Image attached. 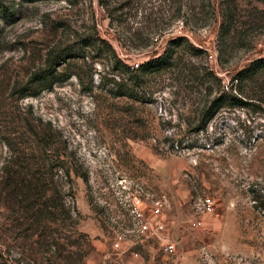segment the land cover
<instances>
[{
    "label": "rangeland",
    "instance_id": "rangeland-1",
    "mask_svg": "<svg viewBox=\"0 0 264 264\" xmlns=\"http://www.w3.org/2000/svg\"><path fill=\"white\" fill-rule=\"evenodd\" d=\"M142 1L146 12L128 14L134 28L158 9L168 21L181 0ZM181 2L186 17L134 48L120 42L99 0H0V264H264V117L227 109L198 130L217 94L207 92L204 67L228 84L264 58V0ZM194 6L198 19L187 14ZM222 7L234 46L221 65ZM94 31L131 66L178 36L205 53L180 47L178 64L154 76L139 101L110 92L119 80L110 57L80 39ZM67 47L74 53L50 68L52 54ZM35 178L48 181L49 207L15 210L13 182ZM136 196L162 231L138 232ZM205 196L213 199L208 213ZM119 233L124 244L115 248ZM169 241L174 252L164 249Z\"/></svg>",
    "mask_w": 264,
    "mask_h": 264
},
{
    "label": "trees",
    "instance_id": "trees-1",
    "mask_svg": "<svg viewBox=\"0 0 264 264\" xmlns=\"http://www.w3.org/2000/svg\"><path fill=\"white\" fill-rule=\"evenodd\" d=\"M181 1L173 9L172 14L169 15L168 21L164 20L165 12L158 9L157 12L151 11L149 13L150 16H146L145 19L140 21L141 26L136 28H134V25H131L128 14L134 12L133 16H138V12H146L147 7L142 0H99V3L105 9L109 17L110 26L115 28L118 39L124 46L146 48L154 41H157L168 28L173 26L175 20L180 17H186L182 14L185 4ZM222 5H224V1ZM187 10L189 11V13L187 11V14H191L194 18L196 13L195 6L193 8L187 7ZM153 14H157V17L154 18L155 15L152 17ZM222 15L223 20L217 43L218 60L221 65L229 61L234 46L229 40L231 32L230 16L223 7ZM190 18L188 17L186 20L187 24ZM186 23L184 24L186 25ZM123 30L130 33L129 36H126V39L121 34ZM82 37L80 39L85 47L98 50L110 57L114 69L117 71L115 73L119 76V80L115 78L111 79L112 88L110 92L115 96H126L139 101L146 99V89L154 76L160 75L163 71H168L178 64L179 56L177 52L180 47H187L188 52L195 55L205 53V50L191 44L185 36H178L169 40L163 54L142 62L137 66H131L116 53L112 44L101 37L97 31ZM67 48L70 49V47ZM69 49H64L55 55L52 54L49 60L50 68L62 65L66 60V55L74 53L72 49ZM53 73V71L49 70L42 79L52 77ZM198 75L200 76L201 74L198 73ZM58 79L59 77H56L57 81ZM202 79L203 81L205 80L204 85H207L208 94L211 95L215 90L217 94L202 108L198 130L206 129L209 122L219 112L227 109H251L264 117V58H257L239 70L230 79L228 84L222 83L221 79L217 78L215 73L208 70L207 67H204ZM211 87H214V89ZM68 173L70 174V170H68ZM84 179L86 181L87 177L84 176ZM44 181L45 183L35 178L13 182L14 185H12L10 193V199L13 200V203L11 202L12 207L15 210L22 209L24 212L30 214L39 209H47L49 204L45 201L42 202V200L51 188L48 185V181ZM57 192L61 193L62 190L59 189ZM56 202V207L64 211V204L57 200Z\"/></svg>",
    "mask_w": 264,
    "mask_h": 264
},
{
    "label": "built area",
    "instance_id": "built-area-1",
    "mask_svg": "<svg viewBox=\"0 0 264 264\" xmlns=\"http://www.w3.org/2000/svg\"><path fill=\"white\" fill-rule=\"evenodd\" d=\"M138 65V64H137ZM143 200L141 196H136L132 203L131 208V215L135 222V224L138 226V232L142 235H146L147 232L154 230V231H162L164 229V224L162 222H155L152 223L147 219V216L142 209ZM201 210L204 213L211 212L213 210V199L210 196H205L202 199V205ZM163 207L162 200H156L154 202V207L152 211L153 216H158L161 214V209ZM202 223L201 220H198L195 224L200 225ZM124 235L122 233H119L117 235V238L114 241V247L115 248H121L122 243L124 241ZM165 251L167 252H174L176 249V244L169 241L164 246Z\"/></svg>",
    "mask_w": 264,
    "mask_h": 264
},
{
    "label": "crops",
    "instance_id": "crops-1",
    "mask_svg": "<svg viewBox=\"0 0 264 264\" xmlns=\"http://www.w3.org/2000/svg\"><path fill=\"white\" fill-rule=\"evenodd\" d=\"M125 243H126V244H129L128 241H125ZM123 244H124V241H123L122 245H123Z\"/></svg>",
    "mask_w": 264,
    "mask_h": 264
}]
</instances>
